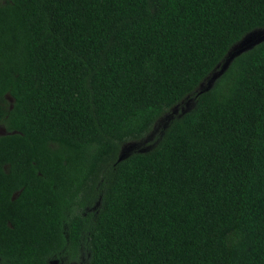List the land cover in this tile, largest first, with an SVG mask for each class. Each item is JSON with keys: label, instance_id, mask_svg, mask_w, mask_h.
<instances>
[{"label": "trees", "instance_id": "16d2710c", "mask_svg": "<svg viewBox=\"0 0 264 264\" xmlns=\"http://www.w3.org/2000/svg\"><path fill=\"white\" fill-rule=\"evenodd\" d=\"M264 0H0V264H264Z\"/></svg>", "mask_w": 264, "mask_h": 264}, {"label": "water", "instance_id": "95a60500", "mask_svg": "<svg viewBox=\"0 0 264 264\" xmlns=\"http://www.w3.org/2000/svg\"><path fill=\"white\" fill-rule=\"evenodd\" d=\"M264 41V30L258 31L247 37L244 42L237 47L234 48V50L231 52L230 56L226 59L222 70H220L218 73L214 74L213 77L210 79L209 87L211 88L214 82L220 78L221 75L227 70V68L230 66V64L235 60V58L242 53L252 49L257 44Z\"/></svg>", "mask_w": 264, "mask_h": 264}, {"label": "rangeland", "instance_id": "374dc122", "mask_svg": "<svg viewBox=\"0 0 264 264\" xmlns=\"http://www.w3.org/2000/svg\"><path fill=\"white\" fill-rule=\"evenodd\" d=\"M53 264H62V263H61V261H57V262H54Z\"/></svg>", "mask_w": 264, "mask_h": 264}, {"label": "flooded vegetation", "instance_id": "af4514ba", "mask_svg": "<svg viewBox=\"0 0 264 264\" xmlns=\"http://www.w3.org/2000/svg\"><path fill=\"white\" fill-rule=\"evenodd\" d=\"M0 130H1L0 133H3V132H4V129L0 128ZM53 263H54V262H53Z\"/></svg>", "mask_w": 264, "mask_h": 264}]
</instances>
